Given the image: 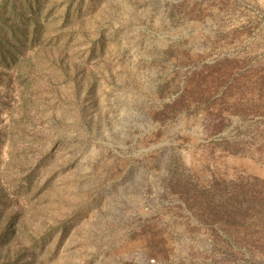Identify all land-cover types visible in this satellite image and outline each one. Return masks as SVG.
Masks as SVG:
<instances>
[{"label":"rangeland","instance_id":"obj_1","mask_svg":"<svg viewBox=\"0 0 264 264\" xmlns=\"http://www.w3.org/2000/svg\"><path fill=\"white\" fill-rule=\"evenodd\" d=\"M0 37V264H264V0H0Z\"/></svg>","mask_w":264,"mask_h":264},{"label":"trees","instance_id":"obj_2","mask_svg":"<svg viewBox=\"0 0 264 264\" xmlns=\"http://www.w3.org/2000/svg\"><path fill=\"white\" fill-rule=\"evenodd\" d=\"M12 28H13V30H15V27L14 26H12ZM18 33V31L16 32H14L13 33V35H14V37H18L16 34ZM19 33H21V32H19ZM21 36H24V33H21L20 34ZM28 37V36H27ZM4 39V38H3ZM3 39L0 37V40L1 41H3ZM16 48V47H15ZM0 57L2 58V63H4V64H6L7 62H12V60L14 61V62H17V57H14L13 55L15 54L14 52H12V53H9V52H7L6 50H5V48H4V46H0ZM13 54V55H12ZM1 167V166H0ZM0 181H1V173H0ZM5 191H8V189L6 188L5 189V185H2V184H0V200L1 199H3L5 196H6V193H5ZM12 219H13V217H12Z\"/></svg>","mask_w":264,"mask_h":264}]
</instances>
